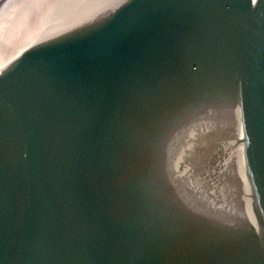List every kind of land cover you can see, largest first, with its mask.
Segmentation results:
<instances>
[{
    "label": "water",
    "instance_id": "water-1",
    "mask_svg": "<svg viewBox=\"0 0 264 264\" xmlns=\"http://www.w3.org/2000/svg\"><path fill=\"white\" fill-rule=\"evenodd\" d=\"M0 264H264V0H80L0 37Z\"/></svg>",
    "mask_w": 264,
    "mask_h": 264
},
{
    "label": "bare ground",
    "instance_id": "bare-ground-1",
    "mask_svg": "<svg viewBox=\"0 0 264 264\" xmlns=\"http://www.w3.org/2000/svg\"><path fill=\"white\" fill-rule=\"evenodd\" d=\"M79 1L80 0H0V37L21 31L69 7L76 5ZM230 125L232 124L229 120L224 121V123L221 125V129L224 130V149H229V154L221 163V179L222 184L224 185V190L227 193L228 190L225 178L226 174L229 172L231 167L242 166L239 144L236 147L237 163L232 157L234 155L235 149L231 151L233 141L231 132L229 131V128H231ZM206 129L207 130L204 132V135L207 137L209 136L211 127H206ZM211 142L212 139L208 140V138H206L202 144V147H211V145H213ZM234 210L237 211V205H235Z\"/></svg>",
    "mask_w": 264,
    "mask_h": 264
}]
</instances>
